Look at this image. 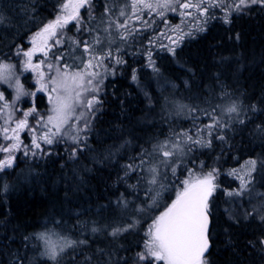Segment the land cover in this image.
I'll use <instances>...</instances> for the list:
<instances>
[{"label":"trees","instance_id":"trees-1","mask_svg":"<svg viewBox=\"0 0 264 264\" xmlns=\"http://www.w3.org/2000/svg\"><path fill=\"white\" fill-rule=\"evenodd\" d=\"M65 1L0 0V62L16 63L19 60L17 51L32 47V37L46 23L55 20ZM92 3L95 4L92 11L95 19L85 15V8L80 10L83 18L80 31H75V21L68 24L67 31L78 39H84L86 27L97 30L103 25L106 27L109 18L114 20L120 5L130 7L128 0H92ZM105 6L110 12L103 16L104 23H101ZM230 21H211L205 32L185 41L174 56L158 51L155 65L161 73L159 79L151 69H144V58L130 57L135 66H142L145 71L141 70L135 81L132 67H127L106 82L102 112L90 133L88 147L76 157L72 158L71 149L63 151L55 146L51 154L33 161L28 169L26 166L20 168L23 161H15L18 168L12 173L0 172V188L4 189L0 190V264H15L17 258L22 264L30 261L56 264L41 256L43 241L38 240L36 234L52 229L81 239L85 229H92V226H97L99 231L90 230L84 238L88 243L75 250L77 262L125 264L121 260L125 257L131 264L136 253L143 251L144 230L157 211L150 208L140 213L142 224L114 240L108 235L110 229L107 227L115 223L128 224L133 211L130 208L125 211L115 201L123 197L130 207L144 208L157 189L148 184L146 171L131 172L125 177L124 166L133 161L139 163L141 154L146 161L143 168L157 164L153 147L158 142L175 141L179 139L177 133L185 130L192 135L197 128L212 123L209 117L204 118V110L217 113L203 108L193 116L200 121L195 125L192 119L183 118L171 106L167 108L166 105L175 100L171 94L178 93L181 99L200 102L205 107L212 96L222 94L224 98L239 99L244 114L224 116L221 125L213 130L211 146L191 151L187 162L177 167L175 177L164 168L157 184L158 211L174 199L180 188L179 181L186 177L188 169L202 172V164L206 168L204 172L213 168L224 172L231 164L264 156V9L251 7L247 12L234 15ZM69 44L67 41L56 50L64 53L60 63L66 60L65 53L72 50ZM33 76V73L23 75L29 89L34 87ZM167 81L175 85L159 92L158 88ZM32 103L24 102L27 107ZM34 105L37 110H43L48 102L37 93ZM218 135H223L224 139H217ZM7 155L1 153L2 157ZM217 177L225 187L233 186V183L228 184L227 175L218 174ZM148 188L153 191L148 192ZM223 203V192L211 203L212 249L208 264H264V251L261 250L264 246L258 240L264 236V221L252 215L233 222L225 214ZM26 236L30 239L25 240ZM249 241L255 242V247ZM71 252L73 249H67L65 257ZM85 255L92 258L90 262L84 261ZM63 264H73V261L65 259Z\"/></svg>","mask_w":264,"mask_h":264},{"label":"snow or ice","instance_id":"snow-or-ice-1","mask_svg":"<svg viewBox=\"0 0 264 264\" xmlns=\"http://www.w3.org/2000/svg\"><path fill=\"white\" fill-rule=\"evenodd\" d=\"M222 2L223 0H221ZM257 4L264 7V0H239V3L235 6V11L239 13L244 8ZM176 5H179L182 9L194 8L201 15L207 14L209 8L219 6L216 0H197L196 3H193L192 0H186V2H182V0H132L131 8L134 15L136 11L140 10L141 6L143 9L150 11L163 9L165 11H157V15L163 17L166 10L176 11ZM85 8L87 9L85 15L89 19H95L92 16V11L95 9V4L92 3V0H66V2H62L60 14L57 15L55 20L46 23L32 37L31 50L23 51L22 53L17 51V56L26 58L23 59V69L30 70L36 74V84L39 85L36 91L25 90L24 86L20 83L15 64H0V85H7L14 91V99L11 105L5 99V92L0 91V101L4 102V109L15 108L16 101L25 96L29 97L34 103L37 91L47 93L50 105V108L44 115H41L34 106L30 105L29 110L21 113L22 118L16 121L15 127L9 129L7 126H0V133H2V138H0V153L9 154L6 158L0 157V171L12 167L16 159L14 153L21 151V145L24 143L21 139V133L25 129L28 130L30 143L24 145L22 149L24 156L31 155L35 157L40 153L47 154L38 141H42L46 145H53L54 143H60L64 137H68L72 143L77 145V148L72 149V158L76 156L77 151L82 152L84 148L88 147L86 138H82L79 133L80 131L89 130L91 118H94L92 110L95 105L100 103L97 95H92L89 98V93H99V84L102 83L101 72L94 69H102L103 72L107 73L106 60L114 61L116 64H122L124 61L116 57L110 48L106 50L105 48L95 47V45L103 43L99 36H95L92 38L91 44L87 40H84L81 44V41L73 40L72 37H69L72 43L83 49L81 57H77L80 63L75 65V68L78 70L69 72L68 70L73 65L67 62L62 66L50 62L49 53L52 52L53 47L62 45L64 32L60 31L58 34V30L65 29L69 23L75 21V31H80L79 26L83 23L80 10ZM109 11L110 9L105 6L104 12L101 13V23H104L103 16ZM190 14L189 12L180 13V15L184 16ZM120 15H125L123 10H121ZM230 16L231 12L225 15V23L231 22ZM137 18L141 19L142 17ZM113 25L117 31L128 29L127 21L121 23L109 18L107 26L103 31L108 32ZM199 30L203 31V28ZM85 31H91V29L86 27ZM120 38L126 40L127 36L121 34ZM182 38L180 37V39ZM50 41L53 43H50ZM109 43H111V40H109ZM169 51L174 53L175 49L170 48ZM37 53L41 55L33 63V57ZM52 55L60 59L63 58L64 53L52 52ZM149 61L151 62V53H149ZM45 65L49 70L48 83L44 82L45 72L43 68ZM133 79H135V76H133ZM49 84L51 85L50 89ZM77 109L81 111L78 112ZM95 111H99V108H95ZM227 111L239 115L235 105L229 107ZM204 114L210 118L212 123L197 128V131L192 135L188 132L177 133V137L182 138L183 144L187 146L189 152L193 150L192 146L210 147L211 140L207 139V137H211L213 130L221 125V121L214 113L204 110ZM30 116L34 117L31 127L28 121V117ZM11 119L12 114L10 112L8 118L4 120V125H8ZM81 119L85 123L77 129L76 125L79 124ZM240 123H243V121L241 120ZM69 125L71 127L66 132L65 129ZM38 131L41 132L39 137L36 135ZM73 132H75V135L72 134ZM201 133H205V136H201ZM57 137L60 139H57ZM82 139L84 140L83 144H81ZM217 139L223 140L224 136L218 135ZM4 141H11V143L4 144ZM32 147L39 150V153L31 151ZM153 153L158 158V165L153 164L146 169L143 168L146 161L143 154H141L139 163L133 161L124 166V176L130 175L131 172L139 173L146 171L150 174V178L147 179L148 184L156 185L157 179L161 175L160 166H163L175 177L176 169L179 166V157L184 155L181 140L177 139L172 141L171 144L168 141L161 142L153 147ZM173 157L177 159H172ZM256 163V160L248 161L246 165L247 170L244 175H240L236 170L229 173V175L236 176L240 180L237 191L227 192L229 197H241L245 192L250 193L252 191L248 185L252 183V173L256 170ZM261 166L264 167V161H261ZM201 168H203L202 164ZM217 175V170L214 168L207 172H198L193 169L187 170L186 177L179 181L180 188L175 193L174 199L157 215L153 216L151 222L146 226L144 230L146 239L143 242V251L136 253L135 257L131 260V264H141V262L145 261L148 264H208L207 254L211 247L209 229L213 218V205H210V199L218 187L215 183ZM141 179H144V177H141ZM130 187L135 188L134 185ZM160 187H163V184ZM0 190L4 189L0 188ZM147 191L152 192L153 189L148 188ZM257 195L264 196V193H257ZM150 199L152 200V204L146 205L144 208H137L136 211L144 213L147 209L153 207L156 198L150 197ZM117 204L122 208H127L128 201L121 197L117 201ZM225 214L233 222H238V218L233 216L229 209H225ZM249 215L250 213L245 212L243 218L248 219ZM259 218L261 221H264V214H261ZM141 219L143 217L132 220L126 225L115 223L108 231V235L113 237L114 240L118 239L125 232L136 229ZM91 231L96 233L99 229L93 227ZM36 238L44 242L45 251L41 253V256L47 257L49 260L56 262V264H63L65 259H71L73 264H80V262L75 260V250L88 243L86 240H65L63 243L54 244L45 233H37ZM24 239L29 240L30 237L26 236ZM258 240L260 245L264 246V236L258 237ZM249 243L255 247V242L249 241ZM69 248L73 249V252L68 253L67 257H65L64 253ZM261 250L264 251V248ZM83 259L90 262L92 258L85 255ZM121 260H124L125 264H128L125 257H121ZM15 264H22V261L17 258ZM29 264H33V262L30 261Z\"/></svg>","mask_w":264,"mask_h":264},{"label":"rangeland","instance_id":"rangeland-1","mask_svg":"<svg viewBox=\"0 0 264 264\" xmlns=\"http://www.w3.org/2000/svg\"><path fill=\"white\" fill-rule=\"evenodd\" d=\"M128 1H129V3H127V4L130 7H127L126 5H124V6L120 5L121 8H119L117 10L118 12L115 13V15L113 16L114 21H118L121 23L127 21L128 29H120L119 31H117L115 26L113 25L109 29L108 32H105V31H103V29L105 28L103 25L100 27L99 30L91 29V31H87V32L85 31L86 33H85L84 39H80V38L78 39L75 35H72L67 31V29L69 28L68 26L72 24V23H69V25H67V27L65 29L58 30V34L60 31L64 32V35L62 38V45L55 46L52 49V52H57L59 50V47L65 45V43L67 41H70L69 37H72L73 40L81 41V44L83 43L84 40H87L89 42V44H91L92 38L95 36H99L100 39L103 41V43L99 44V45H95V47L105 48L106 50L108 48H110L116 57L121 58L124 61L122 64H116L114 61H107L106 60L105 65L108 67L107 73L103 72L102 69H94L96 71L101 72L102 83L99 84V88H100L99 93H89V98H91L92 95H97L99 100H100V103L98 105H95L93 110H92V112H94V118H91L89 130L88 131H80V133H79V135L82 138H86V142H88V138L90 136V133H91L93 127L95 126V121H96L97 117L102 112V105H103L102 95L104 93V87L106 85V82L110 78H114V77H116V75L121 74L122 71L124 69H126L127 67H132V71H133L132 76H135V79H133L135 81L140 76V71L141 70L145 71L144 69H146V70L151 69L155 74H157L156 78L159 79L160 78L159 75H161V73H159V71L157 70V66L155 65L156 57H158V55H156V54L158 53V51L161 53H165V54L170 53L174 56L176 51L178 50V48L185 41L195 39L196 37H198L200 35V33L205 32V30L207 29V26L211 23V21L218 20V19L224 20L225 15L229 12H231V16H230V20H231V18L234 15L241 14L243 12H247L249 8L254 7V6H259L262 9H264V7L257 4V5H252L251 7H248V8H244L241 12L237 13L235 11V6L239 3V0H223L222 3H221V0H216V3L219 6L209 8L208 13L205 15H201V13L198 12L194 8L182 9L179 7V5H176V11L166 10L165 15L163 17H160L159 15H157V11H165V10L160 9V10H151L150 11L148 9H143L142 6L140 7V10L135 12V15H134L133 9L131 8L132 0H128ZM182 2H186V0H182ZM192 2L196 3L197 0H192ZM205 6H207V5H205ZM121 10L124 11V13H125L124 16L120 15ZM185 12H189L191 14L187 15V16L180 15V13H185ZM137 17H142V18L138 19ZM165 21H167V23H165ZM145 22H147V23H145ZM201 28H203V31L199 30ZM173 29H177V30L174 31ZM121 34L127 36V39L126 40L121 39L120 38ZM180 37H183V38L180 39ZM109 40H111V43H109ZM50 43H53V42L50 41ZM30 46H32L31 41H30ZM69 47H71L72 50L70 49L71 52L65 53L67 58H66V60H64L63 63H60V59L53 57L52 52L49 53V60H50V62H52L56 65H59V66H62L66 62L72 64L73 67L68 70L69 72H71L73 70H78L75 68V65L80 63V60L77 59V57H81V53H82L83 49H82V47H77L71 41H70ZM170 48L175 49V52L173 53L172 51H169ZM29 50H31V48L30 49H24L23 51H29ZM23 51H20V52L22 53ZM149 53H151V62L149 61ZM40 55H41L40 53H37L36 56L33 57V63H35L37 61V59H38V57H40ZM130 57L144 58L145 59L144 64L146 65V66H143L144 69L141 68L142 66H135L132 63V61L130 60ZM18 58H19V60L16 63L0 62V64H15L17 74L19 75V78H20V83L24 86L25 90L26 91H36L39 88V85L36 84V74L31 72L30 70H24L23 69V59H26V58H22L20 56H18ZM135 64L138 65L137 60L135 61ZM43 70L45 72L44 82L48 83L49 70L47 69L46 65L44 66ZM31 73H33V75H34L33 76L34 87L29 89V87H27L25 85L23 75H27V74L29 75ZM141 82L144 84L143 80ZM94 83H95V81H94ZM163 83L164 84H162L160 86V88H158L159 92H161L162 88H165L166 86L175 85L174 83L168 82V81L163 82ZM50 88H51V85L49 84V89ZM140 88L144 89L143 87H140ZM0 91L5 92V99L11 105L13 103V99H14L13 89L9 88L7 85H0ZM37 93L43 95L45 97L46 101L48 102L47 93H40L38 91H37ZM171 95L172 96L174 95L175 100H173L171 103L167 104L166 105L167 108H169L168 106H171L173 108V110L176 113L180 114L183 118L192 119L194 121L195 125L200 123V121L198 119L194 120L193 116L195 114H198L201 110H203V108H206L212 112H217L214 114L216 115V117L220 121H223L224 116L241 117L244 114L243 110H240L241 109V104H240L241 101L239 99H235V98L231 99L230 97L224 98L222 94L217 93V95L212 96L213 99L211 98V101H209L207 103L206 107L200 102H192V101L183 100L180 98L178 93L171 94ZM25 101L29 102V104L32 103L31 99L29 97H27V96L21 97V99L19 101H16V107L15 108L10 107L9 109H4L3 108L4 102L0 101V126H7V127H9V129H11L12 127H15L16 121H18L19 119L22 118L21 113L23 111L29 110V107H27V105L24 104ZM233 105H235L237 107V112L239 115H237V113H229L227 111V109ZM31 106L35 107L34 103H32ZM49 108H50V105L48 103V105L45 109L37 110V112H39L41 115H44ZM95 108H99V111H95ZM190 110H192V111H190ZM77 111L79 112L81 110L77 109ZM85 111L87 112V110H85ZM10 112L12 114V119L8 125H4V120L8 118V114ZM203 116L205 119L208 118V116L205 114H203ZM33 118L34 117H31V116L28 117L30 127L32 125ZM84 123H85V121L83 119H81L79 121V124L76 125V128L79 129L81 126L84 125ZM70 127H71V125H69L65 129V131L67 132ZM45 131H46V129H45ZM196 131H197V129L195 130V132ZM182 132H188L190 134V131H188V130H185ZM40 134H41V132L38 131L36 133L37 137H39ZM72 134L75 135V132H73ZM201 136H205V133H201ZM0 138H2V133H0ZM21 139L24 142L21 145V151H17L14 153L16 156V159H15L16 163H20L21 161H23L22 167H20V168H23V166H26L27 169L30 168L29 165H32L31 163L33 161L44 158L45 156H48L49 154H51V152H52L51 150L55 146H57L58 148H61L63 151H66L69 149H71V151H72V149L77 148V145L72 143V141L68 137H64V139L60 143H58V144L54 143L53 145H46L42 141H38L41 143V147L46 150L47 154L40 153L35 157H33L31 155L24 156L22 149H23L24 145L30 143V138L28 137V130L27 129H25L24 132L21 133ZM57 139H60V138L57 137ZM179 139H181V147L184 148V155L180 156L181 160L178 161V165L180 163H186L187 160L190 158V155H191V152L188 151L187 146H185L183 144L182 138H179ZM207 139H210V137H207ZM164 141H168L170 144L172 142L171 140L165 139V140H161L160 142H158V144L161 142H164ZM10 143H11V141H4V144H10ZM83 143H84V140L82 139L81 144H83ZM199 147H201V146H192V148H193L192 151H196ZM31 151H36L39 153V150L35 149L34 147L31 148ZM78 152L79 151H77L76 156L78 155ZM0 156H1V153H0ZM6 157H4V158H6ZM173 158L176 159V157H173ZM250 160H256V162H257L256 163V170L252 173V183L248 185L249 189H252V191L250 193L245 192L244 195L241 197H229L227 195V192L237 191L239 189V185H240V180L237 179L236 176L229 175V173L232 172L233 170H236L240 175H244L246 170H247L246 169L247 162ZM15 161L13 162V165L11 168H5L3 171H0V172L2 174H5V175H8V173H12L14 169L18 168V165L15 163ZM261 161H264V156L263 157L259 156V157H255V158H248V159L242 161L240 164H237V165L231 164L224 172H220V171L218 172L217 171L219 175L220 174L227 175L229 178L228 184L233 183V186L225 187L224 184H222L221 179L217 177L215 183L218 185V187L210 199V205L212 203V200L214 201L216 196L219 195L221 192H223V197H224L223 205H224L225 209H229L232 212L233 216L237 217L238 219L243 218L245 212L250 213L249 217H251L252 215H258L260 217L261 214H264V196L257 195V193H264V167L261 166ZM25 163H26V165H25ZM15 164L17 166H15ZM157 165H158V163H157ZM204 169H206V168H202V172H204L203 171ZM160 170H161V175L157 179V184L159 183L160 179L162 178L164 167L160 166ZM194 170L197 171V169H194ZM19 171L20 170H18V172ZM29 171H31V170H28V172ZM28 175H30V174H26V176H28ZM148 175L150 178L149 173H148ZM157 184L153 185V187L157 190L152 192L150 195L151 197L156 198L155 205L153 207H151L157 211L153 214V216L157 215L160 212L157 210V208H158L157 201L159 199V197L157 195V192H159V189L157 188ZM9 187L10 188L13 187L12 184H9ZM160 193H159V195H160ZM150 196H149V198H150ZM111 204H110V206H111ZM115 204L117 205V201H115ZM149 204H152V200L149 201ZM107 206H109V205H107ZM130 206L131 205L128 202L127 208H130L131 210H133L132 214H131L132 215L131 221H132V220H135V219L140 217L139 214L141 212L136 211V209L137 208H143V207L142 206L130 207ZM163 208H164V206H163ZM123 209L126 211L125 208H123ZM109 210H111V207L109 208ZM141 224L142 223L140 222L139 225H141ZM93 227L97 228V226H92V228ZM107 228L110 229L109 226ZM90 230H91V227H89V230L85 229L84 233L81 235V239L80 238L74 239L71 237H67L61 233L55 232L52 229H46L42 233H45L49 237V239L52 243L60 244V243H63L65 240H70V241L84 240L86 235H88L90 233ZM130 231H132V230H129L128 232H130ZM128 232H125V233H128ZM44 251H45V246H44V242H43L42 253Z\"/></svg>","mask_w":264,"mask_h":264},{"label":"water","instance_id":"water-1","mask_svg":"<svg viewBox=\"0 0 264 264\" xmlns=\"http://www.w3.org/2000/svg\"><path fill=\"white\" fill-rule=\"evenodd\" d=\"M211 229H212V222H211L210 229H209L210 234H211ZM210 242H211V238H210ZM211 249H212V242H211V247L209 248V252H208L207 256L210 254Z\"/></svg>","mask_w":264,"mask_h":264}]
</instances>
